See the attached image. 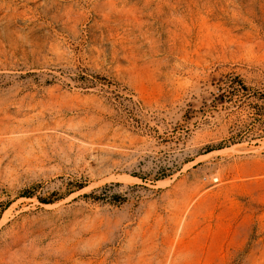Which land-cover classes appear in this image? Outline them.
<instances>
[{
    "label": "rangeland",
    "instance_id": "1",
    "mask_svg": "<svg viewBox=\"0 0 264 264\" xmlns=\"http://www.w3.org/2000/svg\"><path fill=\"white\" fill-rule=\"evenodd\" d=\"M1 203L0 264H264V0H0Z\"/></svg>",
    "mask_w": 264,
    "mask_h": 264
},
{
    "label": "trees",
    "instance_id": "2",
    "mask_svg": "<svg viewBox=\"0 0 264 264\" xmlns=\"http://www.w3.org/2000/svg\"><path fill=\"white\" fill-rule=\"evenodd\" d=\"M68 186V185H67ZM84 186H77L76 190H81ZM36 188V187H35ZM73 187H67V192L70 194L72 193ZM36 190H34V188L30 191V190H25V192L20 196L23 198H36V200L40 203V204H52L54 203L56 200L60 199L61 197H58L57 199H53L50 198L51 196L53 197L54 194H56L55 192H51L48 195H44V196H39L36 195L35 193ZM86 196V195H85ZM116 198H119V196L115 195ZM9 206V203H1L0 204V216L2 214V212Z\"/></svg>",
    "mask_w": 264,
    "mask_h": 264
}]
</instances>
